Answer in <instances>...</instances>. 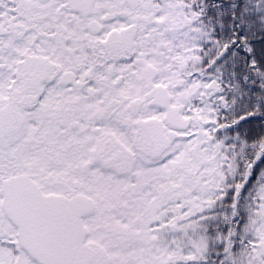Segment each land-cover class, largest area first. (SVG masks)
Returning <instances> with one entry per match:
<instances>
[{"label":"snow or ice","instance_id":"snow-or-ice-1","mask_svg":"<svg viewBox=\"0 0 264 264\" xmlns=\"http://www.w3.org/2000/svg\"><path fill=\"white\" fill-rule=\"evenodd\" d=\"M0 264H264V0H0Z\"/></svg>","mask_w":264,"mask_h":264}]
</instances>
